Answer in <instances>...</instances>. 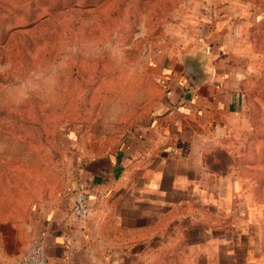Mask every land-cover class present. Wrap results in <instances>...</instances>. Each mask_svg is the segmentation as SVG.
I'll use <instances>...</instances> for the list:
<instances>
[{
  "label": "rangeland",
  "instance_id": "rangeland-1",
  "mask_svg": "<svg viewBox=\"0 0 264 264\" xmlns=\"http://www.w3.org/2000/svg\"><path fill=\"white\" fill-rule=\"evenodd\" d=\"M185 61L237 107L208 137L219 198L204 213H235L237 192L264 216V0H0V219L63 199L81 152L145 122Z\"/></svg>",
  "mask_w": 264,
  "mask_h": 264
},
{
  "label": "crops",
  "instance_id": "crops-1",
  "mask_svg": "<svg viewBox=\"0 0 264 264\" xmlns=\"http://www.w3.org/2000/svg\"><path fill=\"white\" fill-rule=\"evenodd\" d=\"M202 74L196 83L165 68L154 113L111 146L82 151L63 199L24 220L0 219V264H15L39 233L50 264H168L188 251L196 256L191 264H210L209 246L218 264H258L264 216L253 219L243 196H234L235 213H204L219 198L208 181V137L237 107L231 89ZM79 189L90 205L82 221L70 213Z\"/></svg>",
  "mask_w": 264,
  "mask_h": 264
},
{
  "label": "built area",
  "instance_id": "built-area-1",
  "mask_svg": "<svg viewBox=\"0 0 264 264\" xmlns=\"http://www.w3.org/2000/svg\"><path fill=\"white\" fill-rule=\"evenodd\" d=\"M89 211V195L87 192L82 189L75 191L71 199V215L82 221L88 217ZM45 245V235L43 233L37 234L15 264H50Z\"/></svg>",
  "mask_w": 264,
  "mask_h": 264
},
{
  "label": "water",
  "instance_id": "water-1",
  "mask_svg": "<svg viewBox=\"0 0 264 264\" xmlns=\"http://www.w3.org/2000/svg\"><path fill=\"white\" fill-rule=\"evenodd\" d=\"M184 70L185 73L196 83L198 82V79H201L203 76L202 70H197L187 61L184 62Z\"/></svg>",
  "mask_w": 264,
  "mask_h": 264
},
{
  "label": "trees",
  "instance_id": "trees-1",
  "mask_svg": "<svg viewBox=\"0 0 264 264\" xmlns=\"http://www.w3.org/2000/svg\"><path fill=\"white\" fill-rule=\"evenodd\" d=\"M165 83H166V82H165ZM165 83H164V86L166 85Z\"/></svg>",
  "mask_w": 264,
  "mask_h": 264
}]
</instances>
